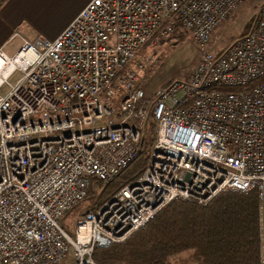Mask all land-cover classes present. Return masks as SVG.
<instances>
[{"label": "built area", "instance_id": "2783aa9c", "mask_svg": "<svg viewBox=\"0 0 264 264\" xmlns=\"http://www.w3.org/2000/svg\"><path fill=\"white\" fill-rule=\"evenodd\" d=\"M245 1L90 0L54 39L0 48V264H97L95 249L173 202L255 188L263 251L264 3L246 33L204 50ZM178 30L201 59L149 93L140 74ZM147 138L139 175L64 228L91 180L111 181Z\"/></svg>", "mask_w": 264, "mask_h": 264}, {"label": "trees", "instance_id": "16d2710c", "mask_svg": "<svg viewBox=\"0 0 264 264\" xmlns=\"http://www.w3.org/2000/svg\"><path fill=\"white\" fill-rule=\"evenodd\" d=\"M185 32L178 30L174 35ZM149 142L142 141L140 155L111 181L97 180L99 190L88 188L83 201L68 213L95 209L137 177L145 165ZM259 203L256 188L245 193H221L207 205L176 201L125 242L95 249L92 258L97 264H261L264 248L261 251Z\"/></svg>", "mask_w": 264, "mask_h": 264}, {"label": "rangeland", "instance_id": "374dc122", "mask_svg": "<svg viewBox=\"0 0 264 264\" xmlns=\"http://www.w3.org/2000/svg\"><path fill=\"white\" fill-rule=\"evenodd\" d=\"M80 1L81 0H72L70 6L67 8L60 9L58 7L56 10L44 9L38 13V17L36 19L16 23L13 27L15 38L10 40L3 50L8 54H12L20 45L22 38L26 40H33L36 37H54L53 35L59 32V29L63 26L65 20L70 16L71 12L77 7L78 2ZM263 3L264 0L245 1L223 22L215 27L204 50L214 55L219 52L222 47L229 44L234 38L242 35L244 28L248 24L252 25L253 21H255L257 10ZM159 44L160 46L155 60L152 61L140 74L141 84L149 93V89L158 87L172 78L183 77L190 74L201 59L202 50L198 47L188 32L173 35L168 38H161L159 39ZM15 79L16 76H13L9 81L13 83ZM150 145L151 142L147 145L148 153ZM98 183L100 182L96 179L91 180L89 186L91 191L97 192L99 190ZM77 212L82 211L75 210L68 213L62 220L61 225L64 228H71ZM261 242L260 237V245Z\"/></svg>", "mask_w": 264, "mask_h": 264}, {"label": "crops", "instance_id": "0c3cea01", "mask_svg": "<svg viewBox=\"0 0 264 264\" xmlns=\"http://www.w3.org/2000/svg\"><path fill=\"white\" fill-rule=\"evenodd\" d=\"M72 0H1L0 1V48L3 49L10 40L15 38L13 27L16 23L33 20L38 17V13L44 9L56 10L67 8ZM90 0H81L77 7L71 12L65 20L63 26L59 29L54 39L81 11V9ZM23 38L21 39L22 42ZM20 42V43H21Z\"/></svg>", "mask_w": 264, "mask_h": 264}]
</instances>
